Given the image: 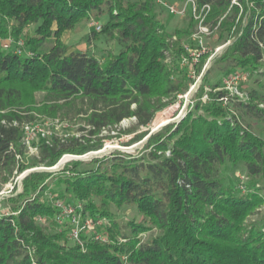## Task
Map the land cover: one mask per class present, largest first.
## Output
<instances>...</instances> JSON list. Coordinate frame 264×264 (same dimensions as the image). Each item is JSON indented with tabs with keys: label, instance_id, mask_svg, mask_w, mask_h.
I'll return each mask as SVG.
<instances>
[{
	"label": "trees",
	"instance_id": "16d2710c",
	"mask_svg": "<svg viewBox=\"0 0 264 264\" xmlns=\"http://www.w3.org/2000/svg\"><path fill=\"white\" fill-rule=\"evenodd\" d=\"M204 3L220 44L240 25L202 77L206 99L153 132L140 154L113 152L90 167L67 159V171L24 174L22 191L1 199L0 264H264V0H197ZM162 11L152 0H0L3 183L27 166L100 149V138L86 135L125 118L147 127L172 102L186 81L183 46H198L197 21L188 13L169 29ZM91 16L104 17L93 37L115 42L102 59L60 38ZM233 71L247 74L237 87L243 97L223 88ZM69 110L82 134H39L28 159L23 126ZM237 170L243 190L231 178ZM66 202L101 223H79L74 236L71 221L57 218ZM125 207L139 217L118 219Z\"/></svg>",
	"mask_w": 264,
	"mask_h": 264
},
{
	"label": "rangeland",
	"instance_id": "374dc122",
	"mask_svg": "<svg viewBox=\"0 0 264 264\" xmlns=\"http://www.w3.org/2000/svg\"><path fill=\"white\" fill-rule=\"evenodd\" d=\"M168 2L174 3V4H180L182 3V0H167ZM248 11L243 13V18L241 20V25L243 23V20L246 18ZM161 19L164 18L165 23L167 24V27L169 29H172L174 26L180 25L181 18L180 16H168L164 11L161 12L160 16ZM93 20H97L100 23L103 22L104 17H93L91 16L87 20H80L78 21L73 27L64 30L60 38L61 40L66 43L68 46H70L74 50H88L89 52H93L96 54V56L100 57L101 59L104 58L107 50L113 49L115 47V42H106L103 40H98L97 38H94L91 34V30L93 29L91 22ZM240 26V25H238ZM236 26L233 28L232 33L228 37V39H232L235 33L238 31L239 27ZM31 28V27H30ZM29 28V29H30ZM12 37H8L7 39L3 40V42L10 40ZM203 44L201 47V50L199 51V55L196 59L189 58L188 61V68L186 72V81L184 83V86L182 89H180L177 93L174 94L173 100L171 103L166 105L162 110L158 111L152 122L147 127H138L135 124V119L133 117L131 118H125L119 122V124L115 128H104L102 129L98 134L96 135H90L87 134L86 138L93 139V141H96L97 138H100L102 141V147L98 150H91L86 153L82 154H71V153H65L63 154L59 161L63 157H67V159H75L80 160L81 163L79 164V167H90L94 165L95 161L98 158H101L102 156L109 155L113 152H125L129 154H140L139 152L143 146L145 145L143 142H140L143 137L149 132V130L152 128V132H156L158 129L165 125V123L173 120L177 116H180L182 112L184 111L183 105H187V111L193 104L199 99L205 100L207 97V93L210 90L209 86L202 84V79L199 80L200 84L196 91V96L193 99L192 95H189V88L193 84V82L197 79L199 74L201 73L203 69V65L205 64L207 58L211 54L213 50H215L217 47L221 46L217 41L216 33L212 32L208 34L207 36H203L202 38ZM19 43V49L24 50L25 44L22 38L18 39ZM225 43V42H224ZM200 49V48H199ZM199 59H202V63H197ZM200 68V69H199ZM215 77L213 75L208 77L209 82H213ZM249 85H252V80L249 81ZM201 87H203V93L201 96H199V91L201 90ZM194 91V92H195ZM193 92V93H194ZM36 100L41 99V93H35ZM34 125L35 129V135L32 137L31 143H30V151H29V157L31 158L32 154H36L37 150L34 144H32V141L37 142L39 139V134L37 133L40 129L43 131L46 135H50L51 133H55L59 136H67V135H74L78 136L81 131H77L76 128L80 125H84L80 117L74 116V112L68 111L65 116L57 115L55 118L49 117V116H38L35 119V122L31 124ZM158 130V131H159ZM40 131V132H41ZM58 163L53 166L57 167ZM65 164V161L63 164H60L58 168L55 170H49L45 171L47 172H58L63 170H69L72 167L69 168H63ZM33 168H49L45 167L43 165H34V166H27L23 171H28ZM52 169V168H50ZM22 171V172H23ZM37 171V170H36ZM39 171V170H38ZM15 175L12 178H9L5 183L2 182L3 174L0 173V192L3 189H6L9 185H12L9 191H7V195L5 197L12 196L14 194H17L22 191V183L20 185V190L17 191V177L22 173ZM55 173H53L50 177L44 178V180H52L54 178ZM231 178L233 182L237 184L238 189L243 190L246 182V177L243 174L242 170H237L235 174H231ZM261 193L264 195V189L261 190ZM3 199V198H2ZM5 201L2 204L1 198H0V209L5 210L7 207H3L5 204ZM8 206V205H7ZM63 211L62 215L64 217L74 218L75 222H79L81 225L82 223L84 225H91L93 226L94 223L98 224L101 223V221L97 220H90L88 217L85 218L82 214V210L80 208V204L77 203L75 205L70 204L69 202H66L64 205H61L60 207ZM116 216L120 220L128 219L132 216L139 217L134 208L125 207L119 210H116ZM85 218V219H84ZM94 222V223H93Z\"/></svg>",
	"mask_w": 264,
	"mask_h": 264
},
{
	"label": "built area",
	"instance_id": "2783aa9c",
	"mask_svg": "<svg viewBox=\"0 0 264 264\" xmlns=\"http://www.w3.org/2000/svg\"><path fill=\"white\" fill-rule=\"evenodd\" d=\"M152 1L156 5H158L162 10H164L165 12H167L170 15L184 16V15L189 13L197 21V28H196V31L192 34V37L196 40L198 46L194 49H191L188 46V44H184V46H183L184 50L188 52V55L185 56L184 59H186L188 61H189V58L196 59L199 55V51L201 50V47L203 44V40H202L203 36H207L208 34L213 32L210 29V27L204 23L205 17H206L207 12L209 11V8H210L209 4L204 3L202 5H198L197 0H182V3H180V4H174V3L168 2L167 0H152ZM232 2L237 3V0H232ZM91 25L93 26V28L96 31L100 30V28H101V24L97 20H93L91 22ZM8 45H9V41L3 42L4 47H6ZM246 77H247V74L242 72V71H233L223 81V84H224L223 88L228 90L230 94L238 95L239 97H243L242 92H240L237 87L242 81H244L246 79ZM23 129H24L23 140H24L25 144L28 146V151H30V148H31L30 143H31L32 137L35 135L34 130H36V129H35L34 125L32 126L31 124H25L23 126ZM38 130L39 131L37 133L40 134V136L44 137L45 133L43 131H41L40 129H38ZM34 148H36V150H37L36 146ZM17 179H18V177H17ZM16 185H17V183H16ZM61 212L63 213L62 209L57 216L59 221H61L64 218V216L62 215ZM67 218L74 225L75 229L73 231V235L77 236V233L79 230L78 229L79 222L74 223L75 222L74 218L70 219L68 216H67Z\"/></svg>",
	"mask_w": 264,
	"mask_h": 264
},
{
	"label": "bare ground",
	"instance_id": "6f19581e",
	"mask_svg": "<svg viewBox=\"0 0 264 264\" xmlns=\"http://www.w3.org/2000/svg\"><path fill=\"white\" fill-rule=\"evenodd\" d=\"M216 49H217V48H216ZM216 49L213 50V51L211 52V54H210L209 57L207 58L205 64L203 65V69H202L201 73L199 74V76L197 77V79L193 82V84L190 86V88H189V90H188L190 96H191V95L193 94V92L198 88L200 77H201V75L203 74V72L205 71L206 67H207V66L211 63V61L213 60V56H212V55H213V53L216 51ZM200 60H201V59H199V60L197 61V63H199ZM67 157H69V156H67ZM67 157H63V158L59 161L57 167H51L52 169H50V168H46V169H44V168H40V169L33 168V169L28 170V171H24L22 174H20V175L18 176V179H17V189H16V190H17V191L20 190L21 178H22V176H23L24 174H26V173H28V172H31V171H36V170H46V171H49V170H55L56 168H58V167L60 166V164H63V163H64V161H65V159H66ZM11 187H12V185H9L6 189H3V190L0 192V198H1V199L4 198V197L7 195L6 193H7V191L10 190Z\"/></svg>",
	"mask_w": 264,
	"mask_h": 264
},
{
	"label": "water",
	"instance_id": "95a60500",
	"mask_svg": "<svg viewBox=\"0 0 264 264\" xmlns=\"http://www.w3.org/2000/svg\"><path fill=\"white\" fill-rule=\"evenodd\" d=\"M246 24V20H244V22H243V25H245ZM241 33V31L239 32V34ZM232 41H233V39H228L225 43H223L221 46H219L217 49H216V51L213 53V58L215 57V56H218L226 47H228L231 43H232ZM211 64H212V61H211V63L206 67V69H205V71L203 72V74L201 75V77H200V80L202 79V77H203V75L205 74V72L207 71V69L211 66ZM199 84H200V81H199ZM183 109H184V111L182 112V114L180 115V116H177L176 118H174L173 120H171V121H169V122H167V123H165V125L164 126H162L161 127V129L163 128V127H165L166 125H168V124H170V123H173V122H177V121H179L185 114H186V112H187V105L186 104H184L183 105ZM159 130V129H158ZM157 130V131H158ZM153 131V129L151 128L150 130H149V132L143 137V139L140 141V142H143L144 144L148 141V138L151 136V134L153 133L152 132Z\"/></svg>",
	"mask_w": 264,
	"mask_h": 264
}]
</instances>
